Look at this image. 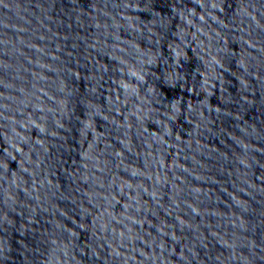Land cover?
I'll use <instances>...</instances> for the list:
<instances>
[{
  "label": "water",
  "instance_id": "water-1",
  "mask_svg": "<svg viewBox=\"0 0 264 264\" xmlns=\"http://www.w3.org/2000/svg\"><path fill=\"white\" fill-rule=\"evenodd\" d=\"M0 264H264V0H0Z\"/></svg>",
  "mask_w": 264,
  "mask_h": 264
}]
</instances>
